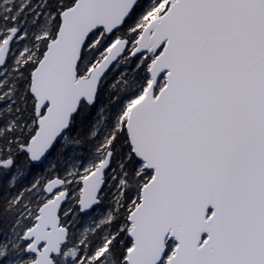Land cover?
Segmentation results:
<instances>
[{
	"label": "snow or ice",
	"instance_id": "obj_1",
	"mask_svg": "<svg viewBox=\"0 0 264 264\" xmlns=\"http://www.w3.org/2000/svg\"><path fill=\"white\" fill-rule=\"evenodd\" d=\"M0 264H264V0H0Z\"/></svg>",
	"mask_w": 264,
	"mask_h": 264
},
{
	"label": "trees",
	"instance_id": "obj_2",
	"mask_svg": "<svg viewBox=\"0 0 264 264\" xmlns=\"http://www.w3.org/2000/svg\"><path fill=\"white\" fill-rule=\"evenodd\" d=\"M46 174H47V173H46ZM36 178H40V175H39V173H37V174H36ZM28 179H29V180H31V179H32V177H29Z\"/></svg>",
	"mask_w": 264,
	"mask_h": 264
},
{
	"label": "rangeland",
	"instance_id": "obj_3",
	"mask_svg": "<svg viewBox=\"0 0 264 264\" xmlns=\"http://www.w3.org/2000/svg\"><path fill=\"white\" fill-rule=\"evenodd\" d=\"M47 173V170H46V172H45V174ZM40 175V174H39ZM84 226H86V224L84 225Z\"/></svg>",
	"mask_w": 264,
	"mask_h": 264
}]
</instances>
